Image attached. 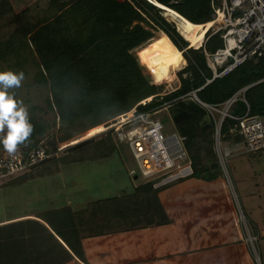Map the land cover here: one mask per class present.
<instances>
[{"label": "trees", "instance_id": "trees-1", "mask_svg": "<svg viewBox=\"0 0 264 264\" xmlns=\"http://www.w3.org/2000/svg\"><path fill=\"white\" fill-rule=\"evenodd\" d=\"M157 1L192 24L213 20L211 0ZM215 4L218 5L217 0ZM162 13L173 21L170 11H163L147 0H48L43 7L17 13L10 0H0V20L12 14L15 25L11 34L0 41V62L8 63L15 58L17 67L31 62L35 68L34 83L46 90L43 104L36 103L27 110L34 131L19 150L27 153L43 142L52 156L31 171L0 183V187L55 173L65 164L107 158L116 150L110 130L97 140L87 138L60 151L54 137L59 144L66 143L132 109L136 113H151L167 108L178 135L184 138L191 161L190 177L212 181L223 176L214 140L218 111L247 88L238 94L227 113L241 117L249 110L250 116L264 118V60H248L207 84L212 71L205 53L210 55L223 47L219 34L208 31L200 48H188L190 39L178 28L177 32ZM181 28L187 26L181 23ZM173 46L182 52L183 58L180 56L173 64L162 67ZM126 51L130 60L124 55ZM183 62L185 67L174 72ZM175 75L178 88L159 94L154 87L171 88L168 78L174 83ZM194 92L201 103L216 110L208 111L194 100ZM234 123L230 117L223 118L222 144L234 145L242 140L229 132ZM263 149L248 152L258 154L255 163ZM3 153L6 151L0 146V154ZM57 154L60 156L55 158ZM44 167L47 169L43 170ZM115 183L120 186L121 195L131 189L138 200L167 186L154 188L152 182L134 186L125 171L116 176ZM36 217L0 225V263L67 264L74 257L82 261V246L71 208Z\"/></svg>", "mask_w": 264, "mask_h": 264}, {"label": "crops", "instance_id": "crops-1", "mask_svg": "<svg viewBox=\"0 0 264 264\" xmlns=\"http://www.w3.org/2000/svg\"><path fill=\"white\" fill-rule=\"evenodd\" d=\"M103 160L80 164L86 162L88 168L99 166V174L90 180L95 189L97 186L104 189V195L96 198L89 194L95 189L87 181H81L84 186L77 184L74 188L81 190L74 192L82 201L64 198L65 206L61 208L73 209L83 256L82 261L74 257L67 264H262L255 241L264 237V231L253 225L254 206L247 219L243 214L246 226L237 220V209L241 210V206L233 197L231 181L226 180L227 185L223 176L212 181L189 176L138 200L131 189L121 195L116 181L114 188L109 187V177L103 174L105 167L97 164ZM120 167L114 170L115 177L124 173ZM130 171L127 174L132 178ZM135 178L132 183L137 186ZM46 212L50 211L4 218L0 225L36 219Z\"/></svg>", "mask_w": 264, "mask_h": 264}, {"label": "built area", "instance_id": "built-area-1", "mask_svg": "<svg viewBox=\"0 0 264 264\" xmlns=\"http://www.w3.org/2000/svg\"><path fill=\"white\" fill-rule=\"evenodd\" d=\"M150 1V0H148ZM211 0L212 18L220 19L219 26L210 32L218 33L223 47L213 54H207L206 62L212 71V78L225 76L238 66L253 58L264 60V0ZM223 69L218 71L219 68ZM242 89L224 105L218 122L215 123V150L223 174H227V162L232 157L236 147L242 146L245 152H254L263 147L264 118L250 116L249 110L241 117H233L227 113L231 103ZM192 94H195L192 93ZM208 111L215 107L201 103ZM164 109V108H163ZM151 113H136L134 109L103 124V132L114 130L116 139L127 145L133 160L136 162L142 182H152L154 188H159L192 174L191 161L183 148L184 138L178 133L164 134V127L158 118ZM227 116L234 120L231 134L242 137L239 143L232 147H222L220 129L223 118ZM57 149L59 143L55 137ZM48 147L43 142L37 144L29 152L18 150L14 154L3 153L0 156V183L15 176L31 171L36 165L48 159ZM130 175L137 178L134 171ZM231 185V184H230ZM255 239V238H254ZM250 241L252 239L250 238Z\"/></svg>", "mask_w": 264, "mask_h": 264}, {"label": "rangeland", "instance_id": "rangeland-1", "mask_svg": "<svg viewBox=\"0 0 264 264\" xmlns=\"http://www.w3.org/2000/svg\"><path fill=\"white\" fill-rule=\"evenodd\" d=\"M10 2L14 13H17L22 9L31 8L34 10L35 7H39V6L43 7L45 5V2H48V0H10ZM162 16L167 22H170L175 26L176 31L178 28L179 31H181L185 36H187V34L185 33L186 29H182L181 27H179L174 21H171L169 18H167L164 15V13H162ZM12 17H13L12 14H7L2 20H0V41L6 39L13 31L15 25L12 22ZM218 26L219 23L216 26L214 25L212 27L206 28L204 32L205 33L204 36H206V33L209 31L210 28H212V31H214ZM159 35L165 38V34L163 32H160ZM183 39L186 40L185 37H183ZM198 48L200 47L194 49H198ZM128 54L129 52L126 51L124 55L128 57ZM168 54L169 52L166 53V56ZM181 58H183V55L181 56ZM14 62H15V58L8 63L0 62V71L10 70L15 73L21 71L24 73V79L21 81L20 86L19 87L13 86L8 88L6 90L7 94L12 96L18 102H22V105L27 110L36 103L43 104V100L46 96V90L43 86L34 83L35 68L31 65V62L29 61L25 62L21 67H17L14 64ZM173 62H170L169 64L162 63L161 66L166 67V65H171L173 64ZM184 67H185V63L183 62L179 68L174 70V72L177 73L180 70H182ZM143 72L144 75L147 78H149L148 74L145 71ZM175 77L176 80L174 81V83L171 78H168L172 85V87L168 89L164 85L162 86L156 85L157 87H154L150 79L149 82L150 85L156 88L159 94L164 95L178 88L179 81L176 75ZM153 116L161 121L164 127L163 130L164 134L169 135L177 132L167 108L164 109L160 108L159 110L156 111V114H154ZM47 120L50 121L48 117ZM97 129H99L100 131H96ZM103 130L104 129L102 128V125H99L79 136H76L75 138L71 139L65 144H59V148L63 150L66 147L72 146L76 143L82 142L85 139L91 137H94L93 139L97 140L107 132V131L103 132ZM6 131L7 130L5 129V132ZM90 133L93 134L90 135ZM110 133L113 142H115L114 144L116 145V150L113 153H111L110 156L104 158L105 160L97 163V164H102L101 166L105 167V171H103L104 172L103 174L105 177L106 176L109 177V182H108L109 187L113 186L112 188H114V181H116V179L114 180L116 174L115 172L118 168H121L120 165H122V169L125 172H129L130 170L134 171L135 174L137 175V180L135 182L141 183L142 179L139 173L138 166L136 162L133 160L127 145L123 142L117 141L116 134L113 129L110 130ZM1 135H4V133H0V136ZM262 144L263 147L261 148H264V141ZM221 145L222 147H226V148L232 147V145H229L228 143H223ZM183 148L186 151L184 144H183ZM245 151H246L245 148L239 145V147H236L234 152H231L232 157H230L227 162L228 172L227 174H225V177L227 179L224 177V175L223 178L225 179L224 180L225 182L226 180H228L229 182L231 181L230 182L231 185L233 184L232 185L234 189V191H232L233 197L235 198V200L238 199V203L241 206V210L243 213H241L239 207L237 209L238 212L237 220L239 221V223H242V225L244 224L246 226L245 218L247 219L248 217L247 215L250 214L251 207L254 206L255 210L252 213V216H254L255 222L253 225L259 231L261 230L264 231V149L262 151V154L259 156V159L257 161L258 164L254 162L256 161L258 154L247 153ZM59 156L60 154L54 155L55 158ZM78 163L62 165L60 166V169H58V171L55 173L43 174L42 176H35L22 183H18L17 185H11L6 187L1 186L0 187V220L8 217H14L22 213H34L37 211L45 212V211L62 209L61 207L62 206L64 207L66 202L64 199L65 196L68 197L71 201L75 198L78 199L77 201L78 203L81 202L82 197L80 198V195L74 192L81 190V188L76 189V187L74 188V186H76L77 184L79 185V187L84 186L81 181L84 182L87 181L89 184H91L92 189H95L94 188L95 184L93 181L91 182L90 177L97 176V174H99L97 172L99 170V166L94 167L93 165L88 168L86 162L81 164L80 162ZM44 169L46 170L47 168L44 167L43 170ZM103 190L104 189H102V187L97 186L95 190H90L89 194L91 195L94 194L96 195L97 198L106 193ZM229 192L232 196V192L230 191V189ZM234 192L236 193L237 197L235 196ZM243 214L245 215V218ZM255 245L259 256V261L261 255V261L262 264H264V258L262 256L264 252H261L264 246V237L263 236L259 237L258 242L257 240L255 241Z\"/></svg>", "mask_w": 264, "mask_h": 264}, {"label": "clouds", "instance_id": "clouds-1", "mask_svg": "<svg viewBox=\"0 0 264 264\" xmlns=\"http://www.w3.org/2000/svg\"><path fill=\"white\" fill-rule=\"evenodd\" d=\"M23 79L22 71H0V133H4L0 136V146L10 155L16 153L19 146L24 144L34 131L22 102H18L6 92L10 87H19Z\"/></svg>", "mask_w": 264, "mask_h": 264}, {"label": "bare ground", "instance_id": "bare-ground-1", "mask_svg": "<svg viewBox=\"0 0 264 264\" xmlns=\"http://www.w3.org/2000/svg\"><path fill=\"white\" fill-rule=\"evenodd\" d=\"M153 4H155L157 7H159L160 9H162L163 11H170V13L174 16L173 21L179 26L181 27V23L185 24V26H187L185 33L187 34V36L190 39V45L188 48H197V47H201V45L203 44L204 40H205V30L206 28L212 27V26H216L220 19H216L214 21H210V23L207 24H200V25H196V24H192L190 22H188L186 19H184L182 16H180L178 13H176L175 11H173L170 8H167L163 5H161L157 0H150ZM183 29V28H182ZM182 52L178 51L174 46L172 47L171 50V55L163 62V64H169L170 62H173L176 59H179V57L181 56ZM102 128L105 129L104 125H102Z\"/></svg>", "mask_w": 264, "mask_h": 264}, {"label": "water", "instance_id": "water-1", "mask_svg": "<svg viewBox=\"0 0 264 264\" xmlns=\"http://www.w3.org/2000/svg\"><path fill=\"white\" fill-rule=\"evenodd\" d=\"M235 95H236V94H235ZM193 97H194L195 100H197V102L201 103V102L198 100V98L196 97L195 94H193Z\"/></svg>", "mask_w": 264, "mask_h": 264}, {"label": "snow or ice", "instance_id": "snow-or-ice-1", "mask_svg": "<svg viewBox=\"0 0 264 264\" xmlns=\"http://www.w3.org/2000/svg\"><path fill=\"white\" fill-rule=\"evenodd\" d=\"M96 131H100L99 129H97ZM93 133H90V135H92Z\"/></svg>", "mask_w": 264, "mask_h": 264}]
</instances>
